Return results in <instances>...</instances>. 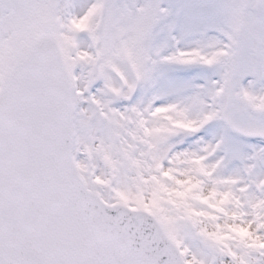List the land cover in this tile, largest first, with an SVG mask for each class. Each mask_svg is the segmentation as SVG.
<instances>
[{
    "label": "snow or ice",
    "instance_id": "1",
    "mask_svg": "<svg viewBox=\"0 0 264 264\" xmlns=\"http://www.w3.org/2000/svg\"><path fill=\"white\" fill-rule=\"evenodd\" d=\"M0 264H264V0H0Z\"/></svg>",
    "mask_w": 264,
    "mask_h": 264
}]
</instances>
